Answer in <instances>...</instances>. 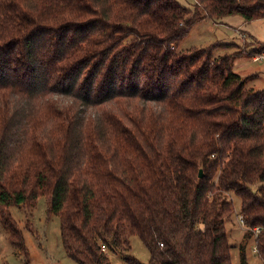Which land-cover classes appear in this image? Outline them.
<instances>
[{
    "label": "trees",
    "instance_id": "1",
    "mask_svg": "<svg viewBox=\"0 0 264 264\" xmlns=\"http://www.w3.org/2000/svg\"><path fill=\"white\" fill-rule=\"evenodd\" d=\"M193 1L0 0V223L24 264L10 208L40 197L77 264H144L131 236L147 264H232L230 195L264 259V90L232 71L244 51L214 56L233 43L179 48L264 0Z\"/></svg>",
    "mask_w": 264,
    "mask_h": 264
},
{
    "label": "rangeland",
    "instance_id": "2",
    "mask_svg": "<svg viewBox=\"0 0 264 264\" xmlns=\"http://www.w3.org/2000/svg\"><path fill=\"white\" fill-rule=\"evenodd\" d=\"M182 6L191 10L193 0H177ZM233 43L228 48L216 49L215 57L223 53L244 51L235 57L232 71L245 79V88L264 90V59L253 61V56L259 55V42L264 43V19L245 22L240 16H229L215 23L209 19L195 24L180 43L181 50L191 47L204 48L212 43ZM264 53V52H263ZM234 203V212L226 220L228 242L231 245L232 264H241L242 249L248 264H264V259L255 251V236L245 237L246 227L240 222L241 201L230 195ZM12 217L17 221L23 232L28 264H77L64 252L59 236V219L56 215L48 214L45 197H40L32 211L17 207L10 208ZM29 223V227H26ZM130 250L127 254L141 263L150 260L148 250L137 236H131ZM110 264H126L121 254H108ZM24 254L8 240L5 230L0 223V264H24Z\"/></svg>",
    "mask_w": 264,
    "mask_h": 264
},
{
    "label": "built area",
    "instance_id": "3",
    "mask_svg": "<svg viewBox=\"0 0 264 264\" xmlns=\"http://www.w3.org/2000/svg\"><path fill=\"white\" fill-rule=\"evenodd\" d=\"M263 59H264V53L253 56V61H255V62H261V61H263ZM240 222L243 224V220L241 218H240ZM254 230H255V232H258L259 228H255ZM102 249L105 250V247L102 246Z\"/></svg>",
    "mask_w": 264,
    "mask_h": 264
},
{
    "label": "water",
    "instance_id": "4",
    "mask_svg": "<svg viewBox=\"0 0 264 264\" xmlns=\"http://www.w3.org/2000/svg\"><path fill=\"white\" fill-rule=\"evenodd\" d=\"M202 175H203V174H202V170H200V171H199V178H201Z\"/></svg>",
    "mask_w": 264,
    "mask_h": 264
}]
</instances>
